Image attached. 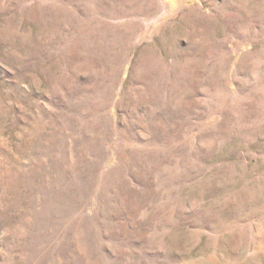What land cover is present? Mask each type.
<instances>
[{
  "label": "rangeland",
  "instance_id": "obj_1",
  "mask_svg": "<svg viewBox=\"0 0 264 264\" xmlns=\"http://www.w3.org/2000/svg\"><path fill=\"white\" fill-rule=\"evenodd\" d=\"M0 264H264V0H0Z\"/></svg>",
  "mask_w": 264,
  "mask_h": 264
}]
</instances>
